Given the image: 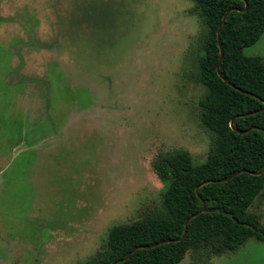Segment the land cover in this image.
Segmentation results:
<instances>
[{"label":"rangeland","instance_id":"374dc122","mask_svg":"<svg viewBox=\"0 0 264 264\" xmlns=\"http://www.w3.org/2000/svg\"><path fill=\"white\" fill-rule=\"evenodd\" d=\"M204 38L190 0H0V264H90L175 156L207 157ZM243 53L264 59V30ZM247 211L264 225V192ZM206 264H264V241Z\"/></svg>","mask_w":264,"mask_h":264},{"label":"trees","instance_id":"16d2710c","mask_svg":"<svg viewBox=\"0 0 264 264\" xmlns=\"http://www.w3.org/2000/svg\"><path fill=\"white\" fill-rule=\"evenodd\" d=\"M190 2L205 27L196 65L208 155L175 156L157 208L112 226L90 264H177L186 251L206 264L264 241V225L247 211L264 192V59L243 53L264 30V0Z\"/></svg>","mask_w":264,"mask_h":264}]
</instances>
